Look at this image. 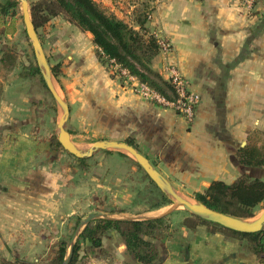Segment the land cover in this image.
<instances>
[{
  "label": "crops",
  "instance_id": "crops-1",
  "mask_svg": "<svg viewBox=\"0 0 264 264\" xmlns=\"http://www.w3.org/2000/svg\"><path fill=\"white\" fill-rule=\"evenodd\" d=\"M94 1L134 29L145 13L148 31L168 47L152 68L165 80L169 68L177 69L200 101L187 122L139 95L135 83L111 78L97 61L89 33L57 16L44 26L41 45L46 58L47 52L63 58L57 91L69 108L64 128L71 141L88 149L95 141L131 140L176 190L201 192L213 180L231 183L254 169L262 175L252 177L264 179V168L240 165L236 156L251 133L264 134V0H251L250 7L246 0ZM20 21L13 35L0 37V257L27 261L61 238L59 226L76 214L77 193L87 197L88 185L71 184L77 169L53 166L61 154L48 153L49 138L57 135L59 117L53 124L50 115L41 118L26 85L32 78L19 76L28 64L15 41ZM7 51L17 56L10 70L1 62ZM94 154L104 164L129 162L120 152ZM115 170L106 166L105 175H119ZM180 230H169L161 264H226L232 257L229 243L204 227L194 235ZM112 240L128 258L116 234L104 241L103 253ZM93 254L86 264L100 258V250Z\"/></svg>",
  "mask_w": 264,
  "mask_h": 264
},
{
  "label": "trees",
  "instance_id": "trees-1",
  "mask_svg": "<svg viewBox=\"0 0 264 264\" xmlns=\"http://www.w3.org/2000/svg\"><path fill=\"white\" fill-rule=\"evenodd\" d=\"M29 10L39 40L38 30L46 26L53 18L62 16L80 31L91 35V41L95 47V57L109 72L111 78H118L120 82L125 81L126 76L122 74L124 71L127 76L135 78L138 83L147 86L165 101L176 100L177 96L170 83L152 68V62L162 50V46L160 38L150 33L146 28L145 24L148 18L145 13L136 18L139 28L134 29L129 23L107 12L94 0H36L29 3ZM19 19H21V15L18 1L1 0L0 37L13 35ZM23 33L25 35V30ZM25 37L27 36L25 35ZM1 62L7 70H10L16 65L17 56L14 52L7 51L2 55ZM50 69L55 79L61 74L59 64L50 67ZM35 75L39 76L41 83L46 88L35 61L20 67L19 76L21 78L28 79ZM255 134L259 133L255 132ZM126 143L139 152L133 141L127 140ZM59 150L63 151L56 136H51L48 153ZM104 152L109 153V151ZM68 155L74 159L81 170L86 169V159ZM121 156L132 162L142 172L143 179L149 182V185L144 188V194L141 190L136 192L138 200L145 201L148 205L137 213L156 211L169 206L171 204L169 198L159 191L139 165L130 157ZM236 156L240 165L264 168V148L245 145L238 149ZM152 165L154 166V164ZM193 198L211 210L241 219H251L254 217L255 209L264 202V179L243 174L231 183L213 180L203 191L194 192ZM138 203H135L134 197L128 205L113 206L103 212L127 214ZM185 213L187 217L180 222V226L188 232L194 235L197 227H204L209 234L221 236L229 245H234L240 253L252 258L255 264H264V228L256 233H240ZM169 218L170 214L139 221L93 220L79 233L67 264L78 263L82 244L89 253L93 254L95 250H100L102 253L104 241L111 239L113 234L119 237L124 245L126 255L133 264H161L163 259L160 245L167 237L171 224ZM78 223L79 221L76 222L74 228ZM68 248L67 240L61 238L56 241L48 252L49 262L47 264H62ZM5 262L6 264H44L24 260ZM130 262L123 264H131Z\"/></svg>",
  "mask_w": 264,
  "mask_h": 264
},
{
  "label": "rangeland",
  "instance_id": "rangeland-1",
  "mask_svg": "<svg viewBox=\"0 0 264 264\" xmlns=\"http://www.w3.org/2000/svg\"><path fill=\"white\" fill-rule=\"evenodd\" d=\"M28 3L34 2L36 0H27ZM106 10V9H105ZM20 11V6H19ZM107 11V10H106ZM109 12V11H107ZM111 13V12H109ZM21 15V11H20ZM19 35L15 38L16 43H20L22 46L25 47V60L29 63L35 61L33 57V51L30 45L29 40L27 37H25L23 30L24 26L22 21L19 22ZM44 27H42L40 30H38L39 36H40V42H44ZM47 59L49 66L52 67L56 64H59L61 67V63L63 62V58H57L52 52H47ZM27 62V63H28ZM61 71V69H60ZM62 74V73H61ZM61 74L55 79L54 83L55 87L58 90L57 82L58 78L61 76ZM27 82V88L29 89V95L32 97L33 104L39 109V113L41 118L45 117L47 119V116L50 115V119H52V124L55 122V116L60 115V110L55 104L53 98L51 97L50 93L47 91V89L44 87V85L41 83L39 76L35 75L34 77H31ZM59 92V91H58ZM60 94V93H59ZM61 96V95H60ZM62 97V96H61ZM259 134L251 133L248 136L247 143L244 145H250V146H257L260 148H264V134L258 132ZM243 145V146H244ZM81 150H86V147H78ZM59 153L61 154L58 159L55 160V164L53 165L56 167V169L59 168H70L73 170L77 169L75 174H79L77 176H74V173L72 175L71 184L72 185H79L80 181L87 183L88 187V194L87 197L85 193L79 194L77 193V197L80 198V203L76 204V214L72 216L73 218H69L70 220L65 223V225L59 226L60 230L58 236L63 238L64 240H67L68 243L71 240V237L75 231L76 228H74L76 222L84 220V218L87 216V214L90 213H100V214H106V212H103L104 210L110 209L111 207H123L125 205H128L130 201H132L135 197V203L140 202L138 200V196H136V192L139 190L143 191L144 194V188L146 185H149V182L147 180L143 179L142 172L132 163V162H121L118 163L116 158H110L106 159V163L104 164V158L99 156L98 154H93L90 158L86 159V174H83V176L80 178V168L77 166L76 162L72 157H70L66 152L60 150ZM97 153V152H95ZM106 153V152H104ZM103 155V154H102ZM129 157V156H128ZM120 162V161H119ZM115 168V172L119 171V175H111L107 176L105 175V168ZM105 167V168H104ZM251 176H260L262 175L260 173L259 169H254L250 171ZM151 186V185H150ZM176 190V189H175ZM178 194L183 196L184 198H188L191 200H194L193 198V192L186 190L185 188L179 187V190H176ZM141 194V195H143ZM82 196V197H79ZM103 204V205H102ZM148 205L144 202L138 203L137 206L134 207V209H131L130 213H123V214H112L111 216L114 217H131V216H154L161 214L163 211H165L169 206L163 207L161 209H158L156 211L151 212H144L138 214L137 212L142 211L144 208H146ZM264 210V202L261 203L254 212V217L251 219H255L262 211ZM109 214V213H107ZM187 217V214L184 212V210L179 209L176 211H173L170 214V228L169 230L172 232H180V222ZM78 223V224H79ZM82 230V228H81ZM80 230V232H81ZM168 230V232H169ZM167 232V234H168ZM78 237V236H77ZM77 237L75 238L74 242L76 241ZM60 238V239H61ZM51 242L50 244H47L45 247V250H43L38 255H31L27 260L30 262H34L33 260L36 258L38 261L34 263H44L47 264L49 262V250L52 248V245L55 243ZM108 244H111V246H108ZM117 242L112 240L111 242H106V247L109 248L108 252L106 249L104 250V253H100V258H96L92 264H119L120 263H126L130 262L129 257L124 259L123 255L120 253L118 249H116ZM162 245L164 247V244L162 243L160 245L161 252L163 250ZM124 246V245H123ZM230 251L232 252V257L229 259V262L226 264H255V261L246 256L243 253H240L234 245L228 246ZM165 251V250H164ZM94 255V254H93ZM92 253H89L87 248L82 244L80 252H79V260L77 264H86L84 262L86 256L93 257ZM109 258V260H107ZM126 260V261H125ZM5 261H12L11 258H8L7 260L5 258L0 257V264L5 263ZM108 262V263H107ZM133 264L132 262H130Z\"/></svg>",
  "mask_w": 264,
  "mask_h": 264
},
{
  "label": "water",
  "instance_id": "water-1",
  "mask_svg": "<svg viewBox=\"0 0 264 264\" xmlns=\"http://www.w3.org/2000/svg\"><path fill=\"white\" fill-rule=\"evenodd\" d=\"M20 6L21 18L25 30L27 39L30 42L33 56L36 65L39 69L42 80L46 86L47 91L50 93L55 104L60 110V115L56 124L57 128V141L60 144L63 151L72 155L78 159L90 158L97 151H109V152H120L129 156L139 167L144 171V173L149 177V179L155 184V186L166 195L171 204L169 207L163 211L161 214L154 216H131V217H119L116 218L111 215L100 214V213H90L83 221H81L69 242V248L65 259L62 264H67L74 245L75 238L79 235L81 228L83 229L89 222L97 219H112V220H148L151 218H159L171 214L173 211L182 209L192 216L198 217L202 220L216 223L226 229H230L240 233H256L264 228V210L255 219H241L233 216H229L214 210L207 208L200 202L184 198L173 188L171 183L161 175L149 162V160L134 149L132 146L126 142L118 141H108L100 140L93 142L90 147L86 150L79 149L70 139L69 133L65 130L64 125L69 117V108L67 103L58 93L54 77L51 74V69L48 60L43 52V48L39 37L35 31L34 25L31 21L29 3L27 0H17Z\"/></svg>",
  "mask_w": 264,
  "mask_h": 264
},
{
  "label": "built area",
  "instance_id": "built-area-1",
  "mask_svg": "<svg viewBox=\"0 0 264 264\" xmlns=\"http://www.w3.org/2000/svg\"><path fill=\"white\" fill-rule=\"evenodd\" d=\"M248 7L251 5V0H246ZM162 50L168 49L167 44L164 41H160ZM123 75L126 76V82L135 83L136 92L154 102L173 108L185 121L191 122L194 116L196 106L199 104L200 97L188 89L186 80L181 76L177 69L171 67L168 69L167 81L172 86L177 98L173 102H167L165 99L159 97L156 93L151 91L147 86L140 84L137 80L131 76H127L123 71Z\"/></svg>",
  "mask_w": 264,
  "mask_h": 264
}]
</instances>
